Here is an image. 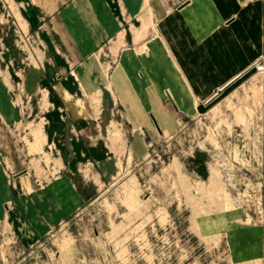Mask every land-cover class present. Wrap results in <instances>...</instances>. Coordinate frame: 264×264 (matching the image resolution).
<instances>
[{"label":"rangeland","instance_id":"374dc122","mask_svg":"<svg viewBox=\"0 0 264 264\" xmlns=\"http://www.w3.org/2000/svg\"><path fill=\"white\" fill-rule=\"evenodd\" d=\"M66 1L0 0V264H264V52L194 112L154 107L158 127L161 74L141 86L137 63L153 15L109 0L118 31L70 74L52 26ZM60 83L82 103L106 86L113 118L76 127Z\"/></svg>","mask_w":264,"mask_h":264},{"label":"crops","instance_id":"0c3cea01","mask_svg":"<svg viewBox=\"0 0 264 264\" xmlns=\"http://www.w3.org/2000/svg\"><path fill=\"white\" fill-rule=\"evenodd\" d=\"M123 6L133 18L147 19L148 14L153 15L159 38L150 44L146 42L150 50L137 63L141 86L145 74H161L154 77V85L165 92L168 100L156 101L149 91L151 101L146 106L158 127L168 123L158 122L154 107L163 119L172 114L170 105L175 112L192 113L200 103L207 105L229 91L252 70L264 52L262 0H123ZM112 11L109 0H67L57 9L52 26L58 32L61 51L74 66L70 74H88L86 69L96 67L89 57L119 29ZM77 63L83 65H77L75 70ZM86 78L89 77H83ZM100 80L97 78V84ZM95 86L96 83L92 87L86 83L88 98L83 103L79 97L73 100L78 93L67 83L57 87L65 105L61 108L76 120V127L97 129L102 117L113 118L114 101L109 89ZM217 90L221 91L215 95ZM159 91L156 90L157 96ZM93 95L97 96L95 101ZM69 139L78 141L79 136ZM18 178L19 175L16 181Z\"/></svg>","mask_w":264,"mask_h":264},{"label":"bare ground","instance_id":"6f19581e","mask_svg":"<svg viewBox=\"0 0 264 264\" xmlns=\"http://www.w3.org/2000/svg\"><path fill=\"white\" fill-rule=\"evenodd\" d=\"M140 29V28H139ZM256 62V61H255ZM262 64V63H261ZM259 61H257L253 67H256V68H261L262 69V66ZM251 70V69H250Z\"/></svg>","mask_w":264,"mask_h":264},{"label":"water","instance_id":"95a60500","mask_svg":"<svg viewBox=\"0 0 264 264\" xmlns=\"http://www.w3.org/2000/svg\"><path fill=\"white\" fill-rule=\"evenodd\" d=\"M220 91H221V90H217V91L215 92V95H218V94L220 93ZM170 101L173 102V100H172L171 98H170ZM174 106H175V105H174Z\"/></svg>","mask_w":264,"mask_h":264},{"label":"built area","instance_id":"2783aa9c","mask_svg":"<svg viewBox=\"0 0 264 264\" xmlns=\"http://www.w3.org/2000/svg\"><path fill=\"white\" fill-rule=\"evenodd\" d=\"M262 69H263V66H262ZM260 70V69H259ZM236 264H244L243 262H238V263H236Z\"/></svg>","mask_w":264,"mask_h":264}]
</instances>
